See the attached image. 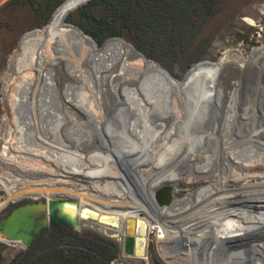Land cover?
<instances>
[{
    "label": "bare ground",
    "instance_id": "bare-ground-1",
    "mask_svg": "<svg viewBox=\"0 0 264 264\" xmlns=\"http://www.w3.org/2000/svg\"><path fill=\"white\" fill-rule=\"evenodd\" d=\"M249 49H226L213 67L192 66L210 74L211 108L224 111L220 123L212 128L208 119L193 126L210 102L198 109L187 85L123 38H109L100 47L85 52L62 46L28 53L12 71L18 76L17 84L11 87L6 82L1 88L7 112L1 120L0 140L4 143L0 159L17 172L15 176L0 174V189L5 194L0 204L23 198L74 197L81 206L109 217L138 218L137 229L145 226L146 241L148 233L164 264H264V240L254 248L244 245L239 250L226 244L264 237V189L259 188L262 196L257 204L232 207L236 216L208 217L212 212L226 213L224 209L231 208V201L219 203L227 195L220 192L230 178L241 176L249 184L255 177L258 186L264 187V168L259 164H264V129L246 135H240L243 130L237 129L247 127L248 121L254 119L259 120V128L264 126V113L259 112V105L264 104V68L251 70L262 65L264 44ZM31 55L34 57L29 59ZM98 64L109 70L116 68V73L108 75L107 90L101 86L97 89V81H102ZM86 66L93 76L90 81L83 73ZM115 79L127 87L118 88L112 84ZM241 92H247L257 109H245L247 119L240 122L236 121V103ZM126 136L128 144L122 145L123 152L119 153L115 149L121 147ZM203 140L210 151H205L204 146L195 147ZM143 142L144 151L125 155V151ZM98 144L109 150L105 157L98 153ZM185 153L187 159H183ZM188 157L195 161L188 163ZM182 162L187 165L183 171L178 167ZM193 163L195 167L188 166ZM144 165L150 167L144 169ZM180 174L189 184L202 180L210 183L195 188L191 198H187L188 194L176 197L179 180L175 177ZM77 177L84 182L80 188L71 184ZM213 178L220 185L219 192H214V186L210 188ZM156 182H161L157 188ZM168 186L172 202L160 205L156 191ZM199 189L203 195L197 192ZM227 191L233 192L229 188ZM244 199L241 200L245 202ZM187 214L190 220L185 218ZM216 224L218 236L210 233ZM205 228L209 230L206 238L202 232ZM179 238L182 242L176 245Z\"/></svg>",
    "mask_w": 264,
    "mask_h": 264
},
{
    "label": "trees",
    "instance_id": "trees-1",
    "mask_svg": "<svg viewBox=\"0 0 264 264\" xmlns=\"http://www.w3.org/2000/svg\"><path fill=\"white\" fill-rule=\"evenodd\" d=\"M26 7L35 15L37 27L16 44L9 59L11 72L32 51L60 45L87 51L111 36L131 40L145 56L161 61L168 72L198 41L221 10L222 0H9L0 8V28L13 29L10 18ZM24 247L22 243L19 249ZM116 257L115 248L64 225L46 229L11 264H110Z\"/></svg>",
    "mask_w": 264,
    "mask_h": 264
},
{
    "label": "rangeland",
    "instance_id": "rangeland-1",
    "mask_svg": "<svg viewBox=\"0 0 264 264\" xmlns=\"http://www.w3.org/2000/svg\"><path fill=\"white\" fill-rule=\"evenodd\" d=\"M8 1L9 0H0V8L5 7V4ZM10 19H11L10 24H11V27L13 29H10L9 26H6V27L3 26L0 28V62L4 56L8 55V58L11 56L12 51L14 50L16 44L18 43L21 36L25 32L37 27L35 15L33 14L32 10L28 7L21 9L17 13H14ZM217 36L225 37V38L226 37L231 38L233 40L232 45L226 46L223 44V46L222 45L220 46L219 44H222L223 41L221 39H217ZM105 40L103 41V43L105 42ZM125 40L134 44L129 39L125 38ZM203 42H205V44L201 45V43H203ZM8 44H10V45H8ZM263 44H264V0H222L221 10L215 16H213L210 19V21L208 22V24L204 27L201 35L198 38V41L195 42L194 45H192V47L186 51L185 57L181 61L173 63L172 64L173 66L170 65L171 68L169 67V69H168L169 74L176 76L180 81H182L185 85L188 86L189 94L195 95L194 96L195 103H196L198 109L205 106L204 105L205 103L207 104L210 102L209 103L210 107L208 108V110L203 114V116H201V118L198 117V119L195 120V122L193 123V126L198 127L199 125L203 124V120L208 119L211 121V122H209V128L210 127L212 128L215 124L217 125L220 123V119L224 115V111L216 110V112H215V110L213 108H211L212 103L210 101V96L212 93H211V87L209 85V82L211 80L210 74H207L206 73L207 70H205V69H203V70L201 69L200 71L199 70L197 71V69L192 67V66L194 64H198V65H202L205 67H213V66H216L220 56L222 55V53L226 49H236V50L242 49V50L249 51L250 50L249 48H252L254 46L255 47L261 46ZM6 45H8V47H6ZM61 46L62 45H60V47ZM67 46H69V45H67ZM197 47H199L198 48L199 50L194 53V51L197 49ZM73 48H75V47H73ZM75 49H77V48H75ZM79 51H82V50H79ZM82 52H85V51H82ZM33 57L34 56L31 55L28 58L32 59ZM9 59L3 65L4 69H3L2 74H1L2 81L0 82V135H1L2 128H3V125L1 124V122H2L1 120L4 117L5 112H7V110L5 109V104H6L5 101L6 100H4V98H3V94L1 93V88L3 87L4 83H6V82H8V85L10 84L12 87L13 85L17 84V79H18V76L10 71ZM158 62L161 63V61H158ZM261 66L262 65H260V66L255 65V67H252V68H254L253 70H255V69H259ZM115 69L116 68H113L112 70L107 69L103 72L104 76L102 75L101 87L104 90L109 89L110 85L108 84L109 83L108 82V75L111 72L116 73V71L114 72ZM83 73H84V76H87V80L90 81V77L86 73L85 68L83 69ZM7 74H8V77L6 78ZM11 79H13V80H11ZM112 84H114L115 86H117L120 89L124 88L125 86L127 87L126 84H124L122 81H120L118 79H115ZM97 88H98V86H97ZM250 92H249V94H250ZM239 97H241V98L236 103V105H237L236 112L238 114L236 121L241 122V121L247 119L246 118L247 114H245L246 108L248 111L252 108L253 109H257V108H256L254 102H251V97L247 98V92L246 93L241 92ZM5 99H6V97H5ZM107 99L112 101V98L110 95H107ZM7 101H9V100L7 99ZM222 102H224V101H222ZM97 105L100 106L98 99H97ZM227 112H228V110H227ZM227 112H225V113H227ZM248 122H249V124L245 125L247 127H244L245 128L244 131H242L244 129L243 126L237 127L238 130L242 131L241 132L242 134H240V135H246L249 133L251 134L252 131L254 133L256 131L258 132L260 129H264L263 125L260 126V128H259V126L254 128L253 127L254 121H252V120H249ZM251 126H252V128H251ZM249 128L251 131H248ZM256 128H257V130H256ZM259 134L260 133H257V135H259ZM179 135H180V133L177 134L176 140L178 139ZM125 138H126V141L124 143H121V147L119 146L115 149L119 153L123 152L122 145L127 146V144H128L127 143V141L129 140L128 136H126ZM233 138L237 139L236 136H233ZM3 143L4 142H2L0 140V147H2ZM141 143L136 144V146L134 145V148H130L131 150L128 149L127 151H125V155H127V157H129V156L135 155L141 151H144L145 142H143V144H141ZM202 143L204 144V140ZM203 144L201 145L199 143L195 147L199 148V147L204 146L203 148L205 151L211 150V148L209 146H205L206 144H204V145ZM97 148H98L97 151L101 156L105 157V154H106L105 152H107V151L109 152L108 149H103L100 144L97 145ZM182 153H184V152H182ZM182 155L183 156L185 155L184 157L182 156L183 159H187L186 157L188 154L186 155V153H185ZM188 159H189L188 163H190V161H193V160L195 161V159L190 158V157H188ZM0 161L2 162V163H0V174L6 175V172H8V173H11L15 176L17 171L14 169V166H12V165L10 166L9 164L6 165L1 159H0ZM111 162L112 161L109 160L110 165L112 164ZM197 162L202 163L201 158H197ZM259 164H261V166L264 168V164L262 165L261 162H259ZM214 165L216 167L213 166V168L218 167L216 164H214ZM186 166H187L186 162H182L181 164H179L178 167L180 170L183 171ZM188 166L193 168V167H195V163L188 164ZM149 167H150V165H149ZM149 167H148V165L143 166L144 169H148ZM259 167H260V165H258L256 167L255 171L257 169H259ZM218 168L221 169V167H218ZM224 170L225 169H222L223 172H225ZM251 171H254V169H252ZM228 172H229V169L227 171V174H228ZM240 173H241V171H240ZM194 174L199 175L201 173L200 172H194ZM233 176H234V174H233ZM175 178H177L179 180L178 191H177L176 197H183V196L187 195L189 192L190 193L188 194L189 195L188 197H190V194L193 193L192 191L195 190V188H199L202 186L204 187L205 185H208L210 183V181L202 180L199 182H195L193 184H189V183H187L188 181L185 180L184 175H182V174L178 175ZM241 178H242L241 176H240V179L239 178L235 179L234 177L230 178L227 181V184L226 183L223 184L224 186L222 188H225L224 191L220 192V193H227V195H225L223 197L222 201L219 203L223 202V204H225L224 202H227V201L230 202L231 201L232 202L231 208L224 209L226 211V213L222 212V210H219L218 212H212V213L208 214V215H210L208 217L212 216L211 219H213L215 216H218L219 218H224V217L231 216V215L236 216L235 213L231 212L233 210V208L235 209L236 207H239V209H240L241 204H247V205L248 204L252 205L254 203L257 204V201L260 200L259 198L262 196V192L259 191V188L264 189V187L262 188V187L258 186L257 182L259 180L256 179L255 177L253 178V181H251L249 184L245 183L243 178L242 179ZM77 180H78L79 184L76 183ZM77 180L72 179L71 184L73 185V183H74L73 186H75L76 188H80L81 183L84 184V182H82V179L80 177H77ZM213 180L212 181L214 182V184L211 187L214 186V188L216 189V192H217L218 191L217 188L220 189V187H219L220 185L217 183L216 179L213 178ZM157 184L160 185L161 182H156L155 188L158 187ZM227 188H229L230 190H233V192L229 193L227 191ZM235 190H236V192H235ZM94 191H92V192H94ZM258 194H260V195L258 196ZM263 194H264V192H263ZM4 195H5L4 191H2L0 189V197L4 196ZM218 196H220V194H218ZM252 196H255V197H252ZM155 197H156V194H155ZM262 197L264 198V195ZM244 198H246V200ZM30 199H32V198H23L19 201L11 202L10 204L7 205V208L5 209V211L7 210V212H8L11 209L12 205L22 203V202L28 201ZM43 199H46V198H43ZM236 199H238V200H236ZM241 199H244L245 202H243ZM193 200H195V199H193ZM239 200H240V202H239ZM156 201H157V199H156ZM262 201L264 202V199ZM213 203H214L213 205H215L217 202H213ZM227 213H229V214H227ZM212 214H216V215H212ZM185 218L190 220L189 219L190 215L187 214L185 216ZM206 220H208V219H206ZM202 221H204V220H202ZM208 222H209V220H208ZM196 223H198V222H196ZM216 225L214 226V228L209 227V228H212L214 230V231L210 232L214 236H218L219 232H220L217 228L219 225H217V226ZM232 231H234V230H231L230 232H232ZM0 247H2L1 244H0ZM12 254L14 255L15 252H13ZM152 261H153L152 264H155L156 262H159V263L162 262L160 259L157 258L156 255L153 256ZM180 263H182V262H180ZM111 264H120V262L112 261Z\"/></svg>",
    "mask_w": 264,
    "mask_h": 264
},
{
    "label": "water",
    "instance_id": "water-1",
    "mask_svg": "<svg viewBox=\"0 0 264 264\" xmlns=\"http://www.w3.org/2000/svg\"><path fill=\"white\" fill-rule=\"evenodd\" d=\"M89 36L92 37L91 35ZM114 37L125 39L122 36H111L107 39ZM217 39L223 41L222 44H219L220 46H223V44L228 46L233 43L231 38L217 36ZM137 50L139 53L144 54L139 49ZM9 58L8 55H6L0 62V82L2 81L1 74L4 69L3 65ZM101 67V64L97 65V69H99V72L103 75V72L108 68ZM262 67L264 68V61ZM85 69L86 73L92 80L93 76L88 66H86ZM253 69L254 68L251 69L252 72L258 70ZM98 76L99 78L101 77L100 73ZM97 86V89L101 86V83L98 81ZM251 101L254 102L252 99ZM263 105L264 104L261 106L259 105L260 113H264ZM257 120L258 119H254L253 122L255 127L259 126V120ZM244 130L245 128L243 131ZM156 199L160 205L170 204L173 199L171 187L168 186L163 187V189L160 190L158 189L156 191ZM137 221H139V219L135 216H128L123 220L119 219V217H109L106 213L99 212L89 206H81L80 200L74 197H60L52 200L30 199L15 204L7 214L1 218L0 235L8 239L20 240L26 247H28L46 228L65 225L79 233L87 234L96 238L98 237L99 239L114 245L118 250L117 257L114 261H118L120 264H145L143 262V257L147 252L145 226H143L141 230H138L136 226ZM263 240L264 237H252L244 243L240 241H231L230 243L226 242V244L230 245L229 247L231 249L239 250L245 246H248V248H254L259 241L263 242ZM0 244L2 245V247H0V264H9L14 255L9 247L1 242ZM261 249L263 250V248Z\"/></svg>",
    "mask_w": 264,
    "mask_h": 264
},
{
    "label": "flooded vegetation",
    "instance_id": "flooded-vegetation-1",
    "mask_svg": "<svg viewBox=\"0 0 264 264\" xmlns=\"http://www.w3.org/2000/svg\"><path fill=\"white\" fill-rule=\"evenodd\" d=\"M25 57V56H24ZM1 93H2V91H1ZM117 184H122L121 182H119L118 180H117ZM203 188V187H202ZM210 188H213V187H210ZM196 191V190H195ZM197 192H199V194H201V192H200V189H199V191H197ZM214 192H216L215 190H214ZM189 194V193H188ZM201 195H203V194H201ZM189 196V195H188ZM193 196V194H191V197ZM191 197H187V198H191ZM178 199H180V198H178ZM177 199V200H178ZM11 202H14V201H5L4 203H1L0 204V210L3 208V207H5L7 204H9V203H11ZM16 202V201H15ZM14 205H12V207H13ZM11 207V206H10ZM7 208V207H6ZM5 208V209H6ZM5 209L2 211V212H0V220H1V218L3 217V216H5L6 214H7V210L5 211ZM125 217V216H124ZM62 226H64V225H61V226H57V227H48V228H59V227H62ZM48 228H46V229H48ZM208 228H209V226H208ZM45 229V230H46ZM45 230H43L42 231V233L45 231ZM209 230L207 229V228H205V230H203L202 232H204V237L206 238V235H207V232H208ZM42 233L32 242V244L42 235ZM198 236H199V234H198ZM208 236V235H207ZM97 240H99V241H101V242H103V243H105V244H107V245H109V246H111V247H113V248H115L114 247V245H112V244H110V243H108V242H105V241H103V240H101V239H99L98 237H97ZM0 242L2 243V244H6L7 246H9L10 248H13L14 250H16V251H14L15 252V254H14V257H15V255L18 253V252H21V251H24V250H26L27 248H29V247H31L32 246V244L30 245V246H28V247H24V248H22V249H19L20 247H21V244H22V242L20 241V240H12V239H8V238H5V237H3L2 235H0ZM180 242H182V240L179 238V240L177 241V243H176V245L177 244H180ZM211 245H213L212 244V242L210 243ZM116 249V248H115ZM117 250V249H116ZM117 253H118V250H117ZM152 253H153V255H152ZM154 255H156L157 256V258L159 259V256H158V254H157V245H156V243L154 242V240L151 238V236L147 233V252H146V255H145V258H146V261L144 262L145 264H152V256H154ZM14 257L12 258V260L10 261V263L9 264H11V262L13 261V259H14ZM112 261H114V259L112 260ZM111 261V262H112ZM111 262H110V264H111ZM155 264H162V263H159V262H156Z\"/></svg>",
    "mask_w": 264,
    "mask_h": 264
},
{
    "label": "built area",
    "instance_id": "built-area-1",
    "mask_svg": "<svg viewBox=\"0 0 264 264\" xmlns=\"http://www.w3.org/2000/svg\"><path fill=\"white\" fill-rule=\"evenodd\" d=\"M9 204H10V203H9ZM6 207H7V206H6ZM6 207H5V208H6ZM5 208H4V209H5Z\"/></svg>",
    "mask_w": 264,
    "mask_h": 264
}]
</instances>
